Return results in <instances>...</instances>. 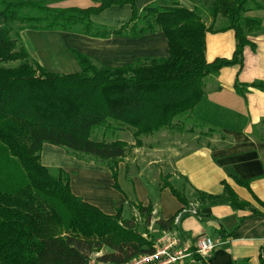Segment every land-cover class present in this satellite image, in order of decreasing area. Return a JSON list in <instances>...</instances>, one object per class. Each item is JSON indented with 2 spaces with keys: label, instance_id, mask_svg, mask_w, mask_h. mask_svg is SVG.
<instances>
[{
  "label": "trees",
  "instance_id": "trees-1",
  "mask_svg": "<svg viewBox=\"0 0 264 264\" xmlns=\"http://www.w3.org/2000/svg\"><path fill=\"white\" fill-rule=\"evenodd\" d=\"M58 1L0 0V264H88L89 255L104 247L109 250L101 259L118 263L152 252L154 240L144 238L132 219L120 224L121 209L115 215L102 212L72 192L68 172L43 165V145H59L115 170L128 147L121 131L131 130L140 144L141 137L161 129H182L183 119L190 120L206 96V78L241 64L248 35L264 29L260 18L247 14L254 0H216L208 13L214 20L225 18L218 27L207 25L201 7L191 10L178 3L156 1L138 8L135 0H96L98 5L87 8L53 6ZM113 4H131L132 18L119 28L92 20ZM26 29L102 38L163 31L169 55L111 67L74 50L81 71L55 73L30 55L21 37ZM227 29L236 32L234 56L208 62L206 34ZM248 86L264 90V82L239 90ZM210 198L241 205L228 187ZM140 209L149 219L148 208ZM156 225L170 230L174 217Z\"/></svg>",
  "mask_w": 264,
  "mask_h": 264
},
{
  "label": "crops",
  "instance_id": "crops-1",
  "mask_svg": "<svg viewBox=\"0 0 264 264\" xmlns=\"http://www.w3.org/2000/svg\"><path fill=\"white\" fill-rule=\"evenodd\" d=\"M156 1L208 11L216 0H135V5L143 8ZM96 5V0H61L53 4L79 8ZM132 15L131 4H113L91 18L119 28ZM260 17L264 26V9ZM21 37L32 58L46 70L61 74L81 71L74 50L111 67L124 66L136 58L169 55V40L163 31L136 38H102L62 30L26 29ZM248 39L241 64L225 66L206 78V96L190 118L198 126L186 131L161 129L141 137L140 144H136L131 130L121 131L120 138L129 146L115 170L106 162L79 158L51 143L42 147V164L68 172L72 192L109 215L117 214L119 209L122 216L132 215V207L138 205L148 208L149 219L157 222L175 218L184 205L196 203L199 214L185 215L178 229L188 235L191 243L209 235L219 245L206 259L193 255L182 264H264V90L253 86L244 92L239 90L253 82H264V29L249 34ZM236 47L234 29L206 34L208 62L231 59ZM228 169L248 185L236 180ZM226 187L241 205L235 207L228 198H210L224 194Z\"/></svg>",
  "mask_w": 264,
  "mask_h": 264
},
{
  "label": "built area",
  "instance_id": "built-area-1",
  "mask_svg": "<svg viewBox=\"0 0 264 264\" xmlns=\"http://www.w3.org/2000/svg\"><path fill=\"white\" fill-rule=\"evenodd\" d=\"M187 214L198 215V206L191 202L184 205L174 218V227L170 230L159 232L153 244V251L139 254L128 261L112 262L101 259L102 252L95 251L89 255L88 264H182L183 261L193 255L206 259L219 245V241L209 235H202L193 243L182 230L178 229L183 217ZM133 215L136 221L143 220V213L138 206L133 207ZM152 224H156V219H151Z\"/></svg>",
  "mask_w": 264,
  "mask_h": 264
},
{
  "label": "rangeland",
  "instance_id": "rangeland-1",
  "mask_svg": "<svg viewBox=\"0 0 264 264\" xmlns=\"http://www.w3.org/2000/svg\"><path fill=\"white\" fill-rule=\"evenodd\" d=\"M54 4V3H53ZM250 7L252 8L251 11L247 12L248 15L250 16H256L262 20V25H263V19L260 17V12L261 10L264 9V0H254L251 4ZM202 17L204 18L205 22L207 23L208 26L210 25H215V27L220 26L221 24H224L225 18L222 16H219L217 20H214L208 13V11L202 12ZM215 21V22H214ZM264 27V26H263ZM23 41V40H22ZM206 89V88H205ZM182 123V129H179L180 131H186L187 129L191 128L193 125L198 126L197 124H194L193 121L188 120V119H183ZM128 137L130 136L129 133L126 134ZM129 146V145H128ZM138 206V205H135ZM134 207V206H133ZM133 207H132V215L131 212L126 214L125 216L121 215V219L119 220L120 224H123L125 219H132L134 221V224L137 227V230H139L140 233L144 236V238L148 240H156L158 235L160 234L159 232H155V229H158V226L156 224L151 223V219H148L147 217L144 218L141 221H136L135 216L133 215ZM109 248L104 247L102 250H100L102 253H105L108 251Z\"/></svg>",
  "mask_w": 264,
  "mask_h": 264
}]
</instances>
